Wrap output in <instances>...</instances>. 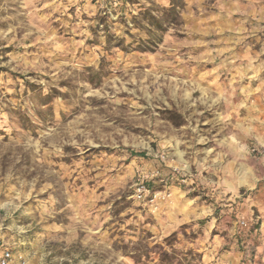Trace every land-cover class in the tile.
I'll use <instances>...</instances> for the list:
<instances>
[{
  "label": "rangeland",
  "instance_id": "1",
  "mask_svg": "<svg viewBox=\"0 0 264 264\" xmlns=\"http://www.w3.org/2000/svg\"><path fill=\"white\" fill-rule=\"evenodd\" d=\"M259 119L264 0H0V254L254 264L214 172Z\"/></svg>",
  "mask_w": 264,
  "mask_h": 264
},
{
  "label": "crops",
  "instance_id": "2",
  "mask_svg": "<svg viewBox=\"0 0 264 264\" xmlns=\"http://www.w3.org/2000/svg\"><path fill=\"white\" fill-rule=\"evenodd\" d=\"M259 121L260 124L264 126V119H259ZM256 132L258 135H255L253 129L248 128L239 133L236 137L238 138L237 141L240 143H235V147H238L239 144L248 146L249 148L263 145L264 135H260L259 131ZM249 152L252 156L249 154H246V156L248 159L259 163L261 169L260 175L251 172L252 177L250 179L244 178L241 173L244 167H237L234 165V161L228 159L225 164L222 162L219 163L220 165L214 172L216 177L215 187L230 194L232 197L240 196L242 188L246 190L247 195L242 198L239 197L238 203L235 206V202L230 203V205L233 206L230 209L232 213L221 218L220 222L229 221L231 223H237L242 219H246L249 222H256V224H258L256 227L252 225V223L249 225V230H251L252 227L253 230L250 232L248 246L253 252L254 264H264V155H259L251 151ZM251 169L252 167L249 168V170ZM171 191L175 196H182L184 194L180 192L176 186H172ZM190 201L192 200L186 199L187 203ZM184 206L185 216L191 217V214L195 212L196 214L202 213L201 206H198L196 203L194 207L190 205ZM215 220H217V218H215ZM241 257L236 258L232 255H228V260L225 262L227 264H238Z\"/></svg>",
  "mask_w": 264,
  "mask_h": 264
},
{
  "label": "built area",
  "instance_id": "3",
  "mask_svg": "<svg viewBox=\"0 0 264 264\" xmlns=\"http://www.w3.org/2000/svg\"><path fill=\"white\" fill-rule=\"evenodd\" d=\"M251 151L259 155H264V144L258 147H252ZM148 190L149 189L146 186H141L137 191L138 196L141 198L144 195V193L148 192ZM239 224H240V228L242 229H247L249 227V221H247L246 219L240 220ZM10 256L11 254L9 251H5L2 254H0V264H8Z\"/></svg>",
  "mask_w": 264,
  "mask_h": 264
},
{
  "label": "trees",
  "instance_id": "4",
  "mask_svg": "<svg viewBox=\"0 0 264 264\" xmlns=\"http://www.w3.org/2000/svg\"><path fill=\"white\" fill-rule=\"evenodd\" d=\"M133 154L139 155V156H145V152L139 151V152H134Z\"/></svg>",
  "mask_w": 264,
  "mask_h": 264
}]
</instances>
